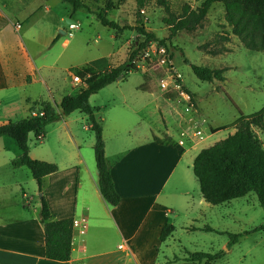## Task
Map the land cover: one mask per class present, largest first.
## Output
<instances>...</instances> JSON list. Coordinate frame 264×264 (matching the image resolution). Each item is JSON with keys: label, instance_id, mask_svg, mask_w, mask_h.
I'll return each instance as SVG.
<instances>
[{"label": "rangeland", "instance_id": "obj_1", "mask_svg": "<svg viewBox=\"0 0 264 264\" xmlns=\"http://www.w3.org/2000/svg\"><path fill=\"white\" fill-rule=\"evenodd\" d=\"M81 1L91 12H98L108 0ZM165 1L170 13L177 18L182 15L184 7L196 10L203 0ZM2 3L7 5L6 10L13 17L9 16V23L0 19V125L39 113L42 101L49 102L58 111L57 106L63 96L75 94L82 88L72 83V76L80 77L85 66L105 73L125 63L135 42L142 41L134 31V27L139 25L157 40L164 41V46L160 47L164 49V54L151 49L150 56L137 63V71L127 73L123 79L116 80L89 98L105 130L108 153L116 151L118 141L113 135L108 136L109 132L117 129L125 138L126 131L141 125L143 117L154 111L153 101L159 94L163 98L174 95L176 91L173 88L160 89V81L184 83L188 89L186 93L190 103L183 100V106H191L192 109L182 107L180 114H175V130L179 137L184 134L183 142L187 146L196 147L194 152L225 139L234 129L210 134L212 130L232 124L240 114L250 115L264 107V53L245 49L231 34V28L224 20L221 2L214 3L193 30L180 31L170 41L166 40L169 30L163 21L169 15L157 0H151L140 11L135 0H126L115 9L108 10L109 20L127 27L122 33L103 27L93 14L84 12H77L70 18L75 24L65 27L64 19L69 18V7L59 0H30L26 7L18 6L15 0H0ZM17 8L20 9L16 11ZM47 10L48 15L45 16L43 13ZM3 17L0 12V18ZM16 25H19V31H12ZM60 29L66 34L52 43ZM13 35L16 45L19 44L27 53L29 68L23 73L17 68L14 73L13 81L21 86L5 89L2 87L3 81H6L3 75L6 66L12 65L10 59L14 55V51L7 52L5 46H13ZM184 59L196 66L225 69L224 80L199 81ZM144 81L145 88L150 89H140ZM184 86H181L182 90ZM68 117L67 126L85 143V154L87 142L94 138L90 129L85 130L89 125L87 117L77 111ZM149 117L157 118L155 114ZM66 119L64 117L49 125L41 140L33 134L28 136L31 159L47 163L52 162L39 159L60 161L63 149L61 135ZM203 121L205 124L200 126ZM252 131L264 149V132L257 127H252ZM160 141L178 145L179 139L171 141L164 137ZM88 153L95 161L92 147ZM191 154L194 153L188 155ZM19 155L20 151L12 139L0 138V158L15 159ZM187 160H183L185 168L189 167ZM21 170L16 175L27 182L25 176L30 175V171L25 167ZM11 173L10 166L0 168V180H11ZM190 173L192 175L191 169ZM31 179L25 184L24 191L32 206L37 207L42 191H38L37 183ZM192 190V194L197 192L196 185ZM204 216L207 221L202 222L199 228L176 225L171 238L159 249L156 259L146 264H264V209L254 194L215 206ZM206 227L212 231L204 230ZM107 232L112 234V230ZM99 233L97 229H92L90 236L93 241ZM227 234H241V237L236 244L229 245ZM118 242L113 237L107 249H116ZM197 253H220L221 257L212 262L205 259L189 261L190 256ZM146 257L153 256L146 254Z\"/></svg>", "mask_w": 264, "mask_h": 264}, {"label": "crops", "instance_id": "obj_2", "mask_svg": "<svg viewBox=\"0 0 264 264\" xmlns=\"http://www.w3.org/2000/svg\"><path fill=\"white\" fill-rule=\"evenodd\" d=\"M29 1L15 0V3L26 7ZM6 7V4H0V12L4 16L0 19L8 22L9 16L13 15ZM43 14L47 16L48 10ZM12 31L19 30L13 26ZM13 38V46H5L7 52L14 51L10 59L12 65L6 66L5 75L2 74L6 77L2 84L5 89L21 86L13 81L14 73L17 68L21 73L29 68L25 49L16 45L14 35ZM184 88L183 93L188 92ZM148 89L150 87L144 88ZM153 103L154 111L143 117L141 125L126 131L125 138L117 129L107 134L118 140L115 152L108 153L105 130L101 124L105 160L114 188L120 196V202L115 207L106 204L98 190L95 161L88 153L91 147L93 149L95 139H89L84 154L85 143L67 126L68 116L63 121L60 161L39 159L57 166V171L43 177L41 182V196L47 203L52 220L72 219L80 213L88 218L85 235L75 234L71 241L68 262L45 258L40 202L37 207L32 206L24 191L25 184L32 180L31 173L25 176L28 179L26 182L16 175L22 171L21 168H11L13 158H0V168L10 166L12 170L8 174L11 180H0V264H146L156 259L159 249L171 238L176 225L199 228L202 222L207 221L205 212L215 206L204 201L198 182L190 173L193 160L202 149L194 152L196 147L191 148L187 144H158L153 140V137L159 140L168 137L171 141L179 139L175 130V114H180L184 101L180 94L174 92L168 98L159 94ZM151 114L157 118L152 119L149 117ZM203 124L205 121L200 126ZM87 129H90L89 125L85 127ZM234 131L229 135H233ZM191 152L194 154L188 155ZM184 158L188 159L189 167H184ZM194 185L197 192L192 194ZM77 199L83 202L82 206L75 205ZM166 224L172 225L174 230L161 242L159 234ZM92 229L100 232L94 241L90 236ZM109 230L112 234L107 232ZM113 237L119 241L118 245L114 250L107 249ZM146 254L153 257L147 259Z\"/></svg>", "mask_w": 264, "mask_h": 264}, {"label": "trees", "instance_id": "obj_3", "mask_svg": "<svg viewBox=\"0 0 264 264\" xmlns=\"http://www.w3.org/2000/svg\"><path fill=\"white\" fill-rule=\"evenodd\" d=\"M69 7V18L77 12L93 14L97 21L106 28L122 33L127 27H122L115 21L109 20L108 10L115 9L126 0H108L103 9L98 12H91L81 0H59ZM151 0H135L136 7L140 11ZM221 2L224 8V20L231 28V34L236 36L243 47L254 52L264 53V0H203L196 10L184 7L180 17H173L165 0H157L169 15L163 21L168 26L170 41L180 31L193 30L206 16L210 7ZM136 34L142 38L141 42L136 41L133 51L128 55L127 61L120 66L112 68L108 72L98 73L91 66H85L81 76L87 75L84 87L75 94L63 96L57 106L58 111L47 101L39 104L40 112L28 117L8 121L0 125V138L12 139L20 155L11 160L12 169L21 167L27 168L31 177L41 192L42 178L55 173V164L33 160L29 157L28 136L33 134L36 139L45 134L46 128L71 113L77 111L87 117L90 130L94 134V160L97 171L98 190L103 201L109 206L115 207L120 202V196L116 192L111 178L109 165L104 156V141L102 138V126L100 118L96 115L97 109L89 103L90 96L97 94L100 90L131 72L137 71L131 61L139 57L147 44L157 42L164 46L163 40L146 32L142 25L134 27ZM60 38L57 35L52 43ZM184 62L190 66L194 76L201 82L212 80L223 81L225 69H209L206 67L190 64L186 59ZM146 82L140 86L145 88ZM264 107L250 115L240 114L230 125L219 127L211 133L234 129L233 135L216 142L213 146L202 149L194 158L192 173L198 182L200 193L205 202L212 206L221 205L231 200L254 194L258 204L264 209V149L254 135L252 127H257L264 132ZM158 144L162 143L158 138L153 137ZM168 144V141L167 143ZM40 220L43 225L44 253L49 261L68 262L71 256L72 227L71 219L52 220L45 199L40 195ZM174 228L166 224L161 228L159 240L164 242L173 232ZM212 231L210 228H204ZM229 245L237 243L241 234H227ZM221 254L214 255L197 253L192 254L189 261L196 262L205 259L212 262L220 259Z\"/></svg>", "mask_w": 264, "mask_h": 264}, {"label": "built area", "instance_id": "obj_4", "mask_svg": "<svg viewBox=\"0 0 264 264\" xmlns=\"http://www.w3.org/2000/svg\"><path fill=\"white\" fill-rule=\"evenodd\" d=\"M17 30H19V25H16L15 27ZM151 43H153V45H151ZM149 43L150 46H146V48L144 49V51H142L141 55L135 59H133L131 61V65H133V67L137 70V63L141 61V59L144 60V58L149 57L151 54V49H157L160 53L164 54V49L160 48L163 47L161 45H159L157 42H151ZM148 45V44H147ZM164 63V60L162 61ZM86 78H88L87 75H84L83 77H78V76H72V83L75 86L81 85L82 87H84V81L86 80ZM159 87L160 89H162L163 91L166 90L167 88H173L176 93L180 94V97L186 101V103H190L189 102V96L187 93H183L182 89H181V85L178 83H175V81H160L159 82ZM185 109L190 110L192 109L191 106H184ZM35 115V114H32ZM39 140L42 139V136L38 137ZM181 139V140H180ZM184 139V134L181 133V136L179 137V141H178V145L179 146H183L186 143L183 142ZM75 205L76 206H82L83 202L80 199H77L75 201ZM72 223H71V227H72V239L74 237L75 234L79 235V236H83L85 235V232L88 228V218L84 213H80L79 215L73 217L72 219Z\"/></svg>", "mask_w": 264, "mask_h": 264}, {"label": "water", "instance_id": "obj_5", "mask_svg": "<svg viewBox=\"0 0 264 264\" xmlns=\"http://www.w3.org/2000/svg\"><path fill=\"white\" fill-rule=\"evenodd\" d=\"M74 24H75V22L72 19H70V18H65L64 19V26L65 27H68V26H71V25H74ZM65 34H66V32L60 29L59 35H63L64 36ZM119 79H121V78L118 77L116 80H119Z\"/></svg>", "mask_w": 264, "mask_h": 264}]
</instances>
